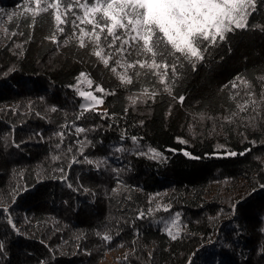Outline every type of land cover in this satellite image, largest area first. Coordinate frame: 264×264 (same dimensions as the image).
I'll list each match as a JSON object with an SVG mask.
<instances>
[{"label": "trees", "instance_id": "1", "mask_svg": "<svg viewBox=\"0 0 264 264\" xmlns=\"http://www.w3.org/2000/svg\"><path fill=\"white\" fill-rule=\"evenodd\" d=\"M25 7L0 0L20 13L0 38V264H264V0L195 68L169 71L170 93L143 69L122 84L71 23L59 32L50 9L33 24ZM81 72L100 108L81 107ZM249 91L257 104L241 112Z\"/></svg>", "mask_w": 264, "mask_h": 264}, {"label": "snow or ice", "instance_id": "2", "mask_svg": "<svg viewBox=\"0 0 264 264\" xmlns=\"http://www.w3.org/2000/svg\"><path fill=\"white\" fill-rule=\"evenodd\" d=\"M24 2L25 5L30 2L35 5L34 8L25 7L22 13L30 14L33 24L39 14L49 13L50 9L53 10L50 14L54 16L59 32H64L62 25L71 23L73 37L77 39L79 46L85 48L91 45L92 54L105 67H108L110 62H114L111 71L117 74L122 84H132L133 76L140 75L136 69H143L157 76L160 84L164 85L169 93L171 92L168 85L169 71L175 78L177 67H183L181 61H186L195 68L194 61L204 59V52L208 50L207 46H215L225 41L229 33L247 28L248 17L251 15L249 9L254 10L256 7V0H24ZM42 4L46 6L42 7ZM77 8L82 14H77L75 11ZM2 11L0 9V12ZM18 14L20 13L14 12L8 16V19L11 20ZM69 14L74 19L69 20ZM49 39L55 42L56 36L52 35ZM67 42L66 40L65 43ZM117 67L123 71L117 72ZM81 78L89 85L93 83L86 73L81 72L77 77V84L81 82ZM237 79L240 78L237 77ZM242 83L251 88L247 81H242ZM236 86L235 83L232 84V87ZM77 91L86 101L95 102L96 105L103 103V100L91 91H80L79 89ZM96 91L103 93L104 89L97 85ZM143 94L154 97L156 93L145 88ZM246 95L248 99L243 104L237 105L241 112H246L250 106L257 104L254 92L249 91ZM183 99L180 97L181 101ZM129 100L133 104L137 102V98L134 97H129ZM261 102H264V93H261ZM81 107L87 111L91 110L94 105L86 103ZM76 131L84 132L85 129L77 128ZM58 135L63 134L58 133ZM132 139L135 141L136 137ZM180 142L186 143V141ZM217 147L223 146L218 145ZM122 150L117 149V151ZM148 151L152 153L153 159L163 158V154L156 149L149 148ZM183 154L191 156L187 151ZM237 154L232 151L226 153L228 156ZM239 155H244V153H239ZM192 158L199 159V157ZM85 162L93 163L87 158ZM99 166L97 162V167ZM261 187L264 188V185ZM159 208L160 205H157V210ZM0 211L7 213L9 209L0 206ZM151 211L149 209V212ZM164 211H168L167 206L164 207ZM144 215L143 212L139 213L140 218ZM178 219L179 213L175 218L164 222V230L172 240H176L182 230ZM8 224L13 229L16 228L10 216ZM102 239L110 242L113 237L105 233ZM3 247L0 243V250ZM125 259H127L126 256ZM188 264H192L191 258Z\"/></svg>", "mask_w": 264, "mask_h": 264}, {"label": "rangeland", "instance_id": "3", "mask_svg": "<svg viewBox=\"0 0 264 264\" xmlns=\"http://www.w3.org/2000/svg\"><path fill=\"white\" fill-rule=\"evenodd\" d=\"M28 6L29 7H33V8L35 7L34 3H31V2L28 4ZM41 6L44 7L46 5L42 4ZM76 12H77L78 15L82 14L78 8H77ZM7 16H8L7 12H3V11L0 12V38L5 34L4 23H5L6 19H7ZM77 23H79V21H77ZM81 26H83V25H81ZM90 86L91 85H89L83 78H81V82L76 85V88L79 89L80 91H91V92H93L92 89L90 88ZM83 99H84V104L92 103L94 105V108H100L101 107V104L96 105L95 102L86 101V99L84 97H83ZM159 205L161 206L160 203H159ZM173 218H174L173 216L170 217L169 221L171 219H173ZM114 256H115V254H111V255H109L108 259L112 260L114 258Z\"/></svg>", "mask_w": 264, "mask_h": 264}]
</instances>
